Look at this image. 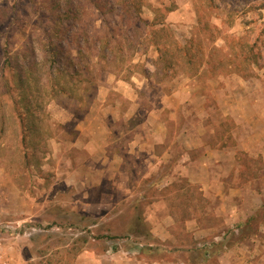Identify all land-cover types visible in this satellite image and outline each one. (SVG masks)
<instances>
[{"label": "rangeland", "instance_id": "1", "mask_svg": "<svg viewBox=\"0 0 264 264\" xmlns=\"http://www.w3.org/2000/svg\"><path fill=\"white\" fill-rule=\"evenodd\" d=\"M98 3L101 11L88 2L75 3L74 14L66 15V0H0V194H4L0 199L4 198L5 210L0 223L10 224V234L19 237L18 248L25 260L32 255V264H73L91 231L94 236L118 238L107 245L93 241L90 247L96 252L109 246L125 245L132 252L149 246L145 229L138 231L143 235L138 240L122 232L130 216L135 213L141 220L159 199L180 220L193 215L204 226L215 225L218 200L203 198L197 186L185 180L158 190V178L172 171L176 162L161 164L154 180L143 178L137 173V160L146 157L125 154L127 144L134 137L154 140L155 135L173 142L187 132L198 134L194 129L202 126L203 140L217 151L233 145L232 134L242 139L249 133L246 119L227 111L235 106L246 116L249 110L254 112L264 124V47L257 65L236 67L243 56H250L244 53L257 38L264 44V0H141L138 19H129L119 0ZM57 18L60 30L72 36L62 43L63 59L58 63L49 59L46 42ZM153 22L164 26L152 27ZM163 27L166 31L157 32ZM155 31V37L150 36ZM97 39L108 45L104 60L96 55ZM189 40L196 47V52L188 51L190 63L176 51ZM153 41L169 52L171 67L164 71L165 61L158 62ZM3 49L12 61L9 70L2 65ZM24 62L31 67L25 101L13 78ZM55 70L63 73L56 75ZM99 124L109 129L108 137ZM79 127L91 128L86 139ZM100 134L109 141L108 158L113 159L114 153L123 156L128 177L103 171L100 179L99 171L108 166L101 164L104 153L91 155L84 142L91 139L95 148ZM173 148L178 159L182 148L177 143ZM203 150L192 153L197 156ZM237 157L239 177L233 181L247 185L263 169L261 156L249 159L239 149ZM256 179L264 185V179ZM79 187L89 192L83 201L93 203L89 224L96 226L90 230H84L86 217L77 210L82 204L74 205ZM116 187L126 188L125 193L111 194ZM263 218L259 212L254 222ZM235 224L221 228L222 239L227 240L224 246L237 234L238 241L261 234L250 224L244 228ZM4 227L0 225V234H8ZM216 244L210 242L212 252L219 250Z\"/></svg>", "mask_w": 264, "mask_h": 264}, {"label": "crops", "instance_id": "2", "mask_svg": "<svg viewBox=\"0 0 264 264\" xmlns=\"http://www.w3.org/2000/svg\"><path fill=\"white\" fill-rule=\"evenodd\" d=\"M175 98L177 99V97ZM230 109L232 113H235L237 119H246V126L249 131L248 135L242 139H237L235 134H232L235 142L233 141L231 146L224 145L222 149L213 151L210 144L202 138V126H198V128L194 129L195 133L199 130L198 134L192 135L186 130L187 133L181 135L178 138L179 140L173 142H167L165 138L161 139L155 135V132L154 140L150 138L143 140L134 137L127 144L129 150L125 152L127 155H137L136 159L146 157L145 159L137 160L139 169L137 173L146 179H156L153 177L160 171L161 164L171 161L176 162L172 171L158 178L161 186H158V190L170 185L172 181L182 182V180H185L188 184L197 186L203 198L212 196L218 200V206L215 210L216 217L219 219L218 223L213 226H204L193 215L185 220H180L175 213L171 212L165 200L159 199L152 204L151 207H154L151 211L152 213L147 214V216L144 214L140 220V226L146 229L147 235L149 234L148 237L151 239V242L148 241L150 242L149 247L154 248L152 254H155L157 259L149 258L144 251H141V248L132 252L133 250L125 248V245L124 247L109 246L96 252L93 246L90 247L93 242L90 239V234L93 235L94 233L91 231L87 237V246L83 247L81 252L75 256L73 264H264V218L261 222H254L259 212L264 214V185H261L260 182L258 183L256 179L259 177L264 179V124L262 125L258 121L260 118H256L255 113H250V110L248 116H246L243 109L239 106L231 107L227 111H230ZM158 126L161 132L162 126ZM99 128L103 131V135L106 134V137H108V134H110L109 129L105 128L104 124H99ZM79 129L83 138L86 139V136L90 134L91 128L83 130L79 127ZM99 136V139L94 143L95 148L89 144L92 143L91 139L84 140V142H87L85 149L91 155L100 152L104 153L105 157L101 164H107L108 166L107 168L104 166V170L99 171L100 179H103V171L104 173L108 171L110 176L114 171L115 174H119L121 179L128 177L129 170L126 166H122L123 156L114 153V155L111 154L113 159H110L111 157L108 158L105 154V148L109 145V141H107V138L102 139L101 134ZM175 143L182 148V154L178 159L173 156V145ZM163 144L165 145L164 149L162 148L160 152H156L155 148ZM199 148L201 150L204 148V150L199 155H194L192 151H197ZM239 149L246 153L249 159H256L261 156L263 165L259 175L255 178L253 176L247 185L243 186H239L238 181L237 183L233 181L234 178L239 177L238 170L234 165L236 163L235 160L238 158L237 152ZM117 158L120 161L119 164ZM115 163L118 164L116 168ZM147 171H150V173L147 174ZM94 172L97 173L98 170H94ZM76 190L75 195H77L78 199L74 205L82 204V206L77 207V210H81V213L86 217L85 221L83 220L82 222L86 224V230H90L96 226L95 224H89V219L92 217L89 214L91 211L90 205L93 206V203L88 200H86L87 202L83 201L88 198L89 194L83 187H79ZM125 191L126 188L124 187H116L113 188L111 194L125 193ZM0 195L3 196L4 194ZM3 201L4 198L0 199V217L5 214V210L1 208L3 207L1 205ZM110 203L112 205V199H110ZM30 206L31 204L28 207ZM187 206L191 207L190 202ZM130 209L134 210L135 208L133 206ZM184 209H186V206ZM9 213L6 214L9 215ZM11 215L14 216L15 214L11 213ZM135 217L130 216L126 227L134 224ZM133 218L134 220H132ZM235 223H238L237 226L239 228H244L249 224L255 226L257 234H261L249 236L241 241L236 240L239 235L237 234V236L227 242L228 245L224 246L222 243L227 240L222 239L225 232H222L221 228L223 226L232 227L236 225ZM135 224H137V221H135ZM0 225L5 226L4 231L8 233L0 234V264H32V255H27L28 259L25 260L23 253L18 248L19 237L10 234V224L0 223ZM213 231L214 234H212ZM130 238L138 240L142 238V235H132ZM31 239L29 238V240ZM221 239L222 241H219ZM213 241L217 242L215 247L219 248L215 252H212L210 248V242ZM98 242L101 244L103 242V245H105L113 241L101 240ZM125 242H129L128 239ZM250 242L253 243L249 244ZM141 247L143 246L141 245ZM182 254L185 255L184 259L181 257Z\"/></svg>", "mask_w": 264, "mask_h": 264}, {"label": "trees", "instance_id": "3", "mask_svg": "<svg viewBox=\"0 0 264 264\" xmlns=\"http://www.w3.org/2000/svg\"><path fill=\"white\" fill-rule=\"evenodd\" d=\"M98 1L99 0H66L67 10L64 11V14L73 15L74 12H72V11L75 7V3H77L78 6H80V5H84L86 2H88L91 6L95 7V9H97V11H101V8L99 6ZM55 4H57V3H55ZM119 4H120L121 10H123L126 13V15L129 19H131V18L138 19L137 14H138V12L141 8V5H142L141 0H119ZM57 5H59V4H57ZM59 24H61V21H60V18H57V20L55 21V24H54V28L48 32V35H46V40H47L46 42H48L50 44V47L48 50L49 59H51L53 62H56V63H58V60L63 59V58L59 57L61 50H62V46H61L62 43H65L66 41L70 40L72 37L71 35L66 36L64 33L65 30H60ZM152 25H153L152 27H156V25L157 26H164V22H162V23L161 22L160 23L153 22ZM161 29L157 30V32L158 31L163 32V30H165L164 27ZM66 31H67V29H66ZM157 32L156 31L153 32L152 34H150V36L155 37V34ZM2 35L3 34L0 32V37H2ZM6 37L7 38H5V41L8 40V36H6ZM259 40H260V38H257V40L252 45H250L248 47L247 51L244 53V55L247 52L250 53L249 57L243 56V58L240 61H237L236 67H238V69H240V67L244 66V65H257L258 59H260V57L262 56L260 53V49L262 47H264V44H262V42H260ZM27 42L29 43V45L32 46L33 43L30 41V38L27 40ZM83 42L85 43L87 41L84 40V38H83ZM93 43H94V45H97L99 47V49L96 50L97 51L96 55H98L99 57H101L102 60H104L107 57V51L109 50L107 43H105V42L102 43L100 39L94 40ZM151 43H152L151 45H153L155 47L156 52L159 55V57H158L159 59L157 58L158 62L162 63L163 61H165L164 62L165 64L162 66L163 71L165 68H167V69L170 68L171 62H169V59H168V57H169L168 50L161 48V46L158 44V41L157 42L153 41ZM174 44L176 46L175 42H174ZM198 46H199V48H202L201 45H198ZM189 50H193L196 52V47L194 45V41H192V40H189L188 43L183 47L177 46L176 51L178 52V54L182 53V57L184 59H187V62L190 63L191 57L188 54ZM7 52L8 51L6 49L2 50V55L5 56L2 65H3V68H6L9 70L13 66H12L11 58L9 57ZM80 52H81V50H80ZM246 55L248 56V54H246ZM240 57L241 56L239 55V57L237 59H239ZM30 71H31V67L24 62L21 66L18 67V69L16 71L14 70V74H13V78L15 80V88L20 89V92L22 94L21 98L23 99V101H25L27 99L26 98V91H27V86L29 84L28 77H30V75H31ZM60 72L63 73L62 70H59V71L55 70L56 75H60ZM26 107H27V104H26ZM133 216H135V213L133 214ZM135 221H137V224H135ZM83 224L86 225L85 223H83ZM140 224H141L140 219L136 218V220H134V224L126 227L124 232H122V233H124L126 236H127V234L142 235L141 233L138 232L140 229H144L140 226ZM85 229L86 228L84 227V230ZM147 233L148 232L145 229V231H144L145 235L144 236L148 237L149 234L147 235ZM90 239H92L93 241H101V240H114V239H118V238L116 236H112V235H107V236H94V235H92L90 237ZM82 243H83V245H85L84 247H86V245L88 244V238L84 239L82 241ZM153 250H154V248L149 247V246L141 249V251H144V253L147 256H149V258L157 259L156 255L152 254Z\"/></svg>", "mask_w": 264, "mask_h": 264}, {"label": "built area", "instance_id": "4", "mask_svg": "<svg viewBox=\"0 0 264 264\" xmlns=\"http://www.w3.org/2000/svg\"><path fill=\"white\" fill-rule=\"evenodd\" d=\"M7 228V227H6Z\"/></svg>", "mask_w": 264, "mask_h": 264}]
</instances>
